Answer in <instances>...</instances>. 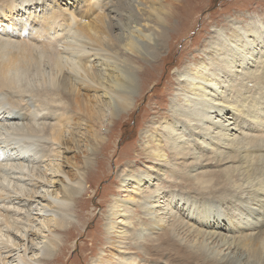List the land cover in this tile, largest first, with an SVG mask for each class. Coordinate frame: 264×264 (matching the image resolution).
<instances>
[{
	"label": "bare ground",
	"instance_id": "obj_1",
	"mask_svg": "<svg viewBox=\"0 0 264 264\" xmlns=\"http://www.w3.org/2000/svg\"><path fill=\"white\" fill-rule=\"evenodd\" d=\"M40 1L42 0H0V105H9V109L4 106L8 109L6 115L9 116L13 112V117L9 120V124L6 127L7 135L12 139L13 156L36 154V145L40 146L41 144V153H45H43L44 160L51 158L50 162H52L53 158L58 157L57 154L61 152V148H56L55 146L60 144V140L63 139V130L60 128L63 125L62 122L70 131L67 141H74L73 135L76 133L74 129H77L78 126L76 125L78 124L73 122L76 120V117L78 119V114H82L83 120L90 121L92 122V126H98L99 128V126H104V111L108 110L106 107H112L114 109L113 115H116L120 110L127 112L134 106L138 94L135 66L129 60L122 59L119 50L124 49L125 51L137 52L145 58V52L150 54L154 50L157 51L165 45L166 39L163 28L161 33H148L141 28L144 26L138 18L133 21L134 25L131 26L129 23V27L124 30L122 36L124 39L113 37L109 34V23L106 24V21H112L111 18L113 16H111V13L118 12L116 10V3L114 4V8L109 6V2H112V0H86L83 2L79 0H65L64 5L60 2L61 0H52L50 4H47L49 2L47 1L45 5L49 7L48 11L42 14L38 13L37 15L29 12L32 8H36L40 4ZM69 5L72 6L69 8ZM22 9L24 10V17L20 19L19 15ZM99 9L101 12L98 11ZM153 9V17L148 16V20L164 25L163 6H156ZM91 11L93 12L91 13ZM88 12L91 15H88ZM92 14H94V17L89 21L84 19V17H92ZM122 15L123 13H118V16ZM33 16L36 18H33ZM76 18H78V22H76ZM116 20V27L122 30L119 20ZM65 34H69V37ZM251 36V32H246L244 38L238 44L242 46L253 44L255 40ZM78 38L84 39L82 43H78ZM213 43L216 44L215 54L219 56V63L215 62L217 60L213 61L209 59V62H203L200 68H190L192 69L189 71L191 72L190 74L186 70L181 73L183 81L188 85L192 94L184 95V104L187 107L185 105L184 107L178 106L175 109V113L181 116L183 111L185 113L184 117L188 120L185 121L190 125L194 124L197 129L207 131L208 125H206V119L209 121L213 120L212 124L223 126H219V131H224V127L227 128V126H224L226 122L222 125L220 122L223 120L216 119L214 121V113H210V110L211 108L216 109L223 118L229 120L225 112L226 107L230 105V109L231 106L235 108L236 102L229 101V104H221V106L216 107L214 104H217V99L210 98L207 101L208 109L210 110L204 111L196 118H193V112L199 110V102L204 94V88L216 89L219 85L218 81L224 80L231 74H236L237 77L239 75L250 77V75L258 71L253 65H258L256 64L258 61L255 59L247 61L245 56L237 57L230 53L228 46L231 44L226 35H222ZM223 51L225 53H222ZM66 53L67 55L70 53V57H65ZM91 59L92 61L90 62ZM45 63L51 68V72L48 75L45 74V69L40 70L41 67H44L42 64ZM213 65L217 66L212 71L211 67ZM252 68H255V70H251ZM37 71L42 75L43 79L31 80V76L33 77ZM228 80L224 81L226 86H228ZM86 91H94L96 93V102L94 104H91L87 98L84 99ZM31 94L32 96H37L38 99L36 101L39 102L41 107H36V101L33 102L32 98L30 99L29 97ZM46 97H49L48 101L45 100ZM51 102L64 104L76 115L73 116L72 114V119L65 118L60 121L64 117H59L58 113L56 114L55 112H47L48 108L46 105ZM31 106H34L36 109H33ZM259 106L264 107V102L260 103ZM91 110L92 114H90ZM35 113L36 116L34 115ZM32 115L34 116L32 117ZM41 115L42 118L40 117ZM258 116V120H261L262 123L261 126H258L255 133L251 135L244 134V141L242 143L239 142V144L236 141L237 137L229 139L230 137L227 135L229 139L227 140L228 145L230 144V149L233 152H237L238 158H234L230 151L217 154L219 156L217 157L216 155V157L220 160L215 158L213 161H216V164L219 163L221 165L222 162H227L229 165L221 167L218 170L210 169L202 171V177L198 178L194 183L199 191L201 188L203 194L206 191L224 193L223 195L217 194L218 197L221 195V200H229L226 199L228 198L227 196L231 195L234 191H238V187H243L245 191H248V197L258 200L253 205L255 209L258 208L256 209L257 211L255 210V214H252V211L238 210L230 215H226L224 218V213L218 207L212 208L211 205L206 206L208 205L206 204L205 207H202V205L200 209L187 207L191 217H186L179 212V209L182 208L180 200L177 203L168 200L170 197H164L161 200L159 193L162 187L152 184L156 181V178L161 177L160 174L161 172H165L164 169L158 168L155 176H149L145 171L137 172L130 170L123 173L120 177L122 181L121 189L129 197L125 199L115 197L114 204H111L109 208L110 222L107 224L106 230L116 233L118 237L128 238L130 235V237H135L137 240L141 239L142 233H144L143 237L146 238L145 241L150 245L142 255L149 262L158 261L172 251L171 255L173 258L167 259L169 263H173L174 261L176 264H264V111L258 112ZM90 117L93 118L91 119ZM72 120L73 122H70ZM14 123H18V125L14 127ZM166 130L168 133L176 131L175 134L177 135L179 125L175 121ZM168 133L164 135L171 136ZM94 134L95 137L99 138V129L95 130V133L91 137ZM48 137L53 140L54 143L51 142L52 145L47 142ZM173 140L164 137V141L171 142ZM224 140H226V137L219 143L224 144ZM62 143L65 144L64 141ZM49 144L55 148L50 147ZM66 145L64 150L66 149ZM158 146L153 152L159 160H163L166 158V155L160 144ZM67 148L72 150V147L69 148L67 146ZM2 150L0 151L2 152ZM5 150L10 152V149L6 148ZM5 150L3 151L4 153H6ZM173 155L175 159L183 160H186L188 156L184 150L180 149H176ZM70 158L71 156L65 153L63 165H70ZM25 159L18 161V164L11 165L10 162L13 160L9 161V158H6V160L0 158V250L10 246L19 247V244L16 245V240H14L13 236L6 234V231H3V229H11V208L16 209L15 212L24 209L23 207L19 208L16 204H21L24 197L28 198L27 191H29V185L33 186L31 178L26 179L25 177H19L20 181H16V183L12 182L14 180L12 177V183H9L11 175L16 171L15 169L21 173L28 169ZM30 160L32 159L29 157L27 162ZM50 165L52 166V164ZM33 170L31 176L35 177L37 175L36 173L34 174L36 168ZM65 170L64 168L61 169V166L56 170H51L54 176L61 174L65 179H68L66 181L63 177L59 178L62 185L58 190L61 191L62 197L49 195L51 203L56 208L55 211L51 210L54 212L55 217L54 220L50 219V222H53L56 228L60 229L64 228L71 219V200L84 187L81 179L82 171L75 178H69L68 176L70 175L66 174ZM23 175L26 174L23 173ZM37 178L40 179L39 177ZM46 181L52 183L49 179H46ZM145 183H149L148 186ZM244 183L247 187L243 185ZM233 184L236 185L234 189L232 188ZM6 186L10 189L6 190ZM210 188H216L218 191L210 190ZM18 189L19 192H15ZM144 194L146 198L141 201L140 197L142 198ZM147 196L149 198L148 201ZM236 197L238 195L233 198L231 197L232 203L235 202L233 199ZM134 204H139L142 215L145 218H150L154 224L149 226L142 219H138L134 223L125 210V207H132ZM41 211L48 212L43 209ZM115 218L118 220L117 223L113 220ZM221 220L222 223H220ZM48 222L44 221L37 239L33 240L34 258L26 259L29 247L24 242L21 243L24 245V248L19 251L22 253L20 256L22 260L21 264H42L36 255L41 253L45 257L52 252L54 247L57 248L58 236L56 234H51L52 236L46 235L44 233L46 230L42 229V227L47 228V231L53 233L52 227L48 225ZM115 223L121 225V230H116L118 225L116 226ZM136 224H138L136 226L137 229L134 228ZM23 225L25 227L26 224ZM129 226L132 228L131 231L127 229L123 230V227ZM200 227L204 229H200ZM158 229H161L162 232H157ZM181 229L189 233L192 239L189 240L186 237L180 236L179 231ZM191 229L193 233L199 232L202 235L191 234ZM16 230L17 233L21 232V235H23L22 233L24 232L21 227L17 226ZM154 233L162 236L161 242L156 245L157 240L152 239ZM209 240H211L212 246ZM216 243L221 244L222 248L214 249ZM8 261H4L3 264H6ZM92 263L144 264L142 260L125 251H119L118 255L112 254L111 258L105 257L102 253Z\"/></svg>",
	"mask_w": 264,
	"mask_h": 264
},
{
	"label": "rangeland",
	"instance_id": "obj_2",
	"mask_svg": "<svg viewBox=\"0 0 264 264\" xmlns=\"http://www.w3.org/2000/svg\"><path fill=\"white\" fill-rule=\"evenodd\" d=\"M47 1L49 2L47 3ZM64 1L61 0L60 2L64 5ZM79 1L83 2L86 0ZM51 2L52 0H42L36 8H32L29 12L34 13V15L38 13L42 14L48 11L49 7L45 6L46 3L50 4ZM115 3L118 12L111 13V16H113L111 18L112 21H106V24L109 23V34L113 37L124 39L122 38L124 30L129 27V23L131 26L134 25L135 23L133 21L138 18L144 26L141 27L144 31L158 34L164 29L166 39L165 45L157 51L154 50L150 54L145 52V58L137 52L125 51L124 49L119 50L122 59L125 58L133 63L136 70L138 94L134 106L129 111L125 112L120 110L118 114L113 115L114 109L110 106L106 107L108 110L104 111V126H99V128L98 126H92V122L83 120V115L78 114V119L76 117L74 122L73 120L70 121L78 124L76 125L78 126L77 129H74L76 132L73 135L74 141H67V138L70 136V131L62 122L63 125L60 128L63 130V139L60 140V144L63 141L65 144L62 143L61 145L58 144L55 146L56 148H61V152L57 154L58 157H54L53 161L50 162L51 158L44 160L45 153H41V144L40 146L36 145V154L13 156L12 139L8 137V132H6L9 120L13 117V112L11 110L12 113L9 116L6 115L9 105H0L2 107H0V123H2L0 127V150L3 149L2 152L0 151V158L5 160L9 158V161L13 160L10 162L11 165L18 164V161L26 158V167L29 169V171L26 169L22 173L15 169L16 171H14V175H11L9 183H16V181H20V178L25 177L26 179L31 178L33 185H29V191H27L28 198H25L21 193L24 197L23 202L19 205L16 204L19 208L23 207L24 209L15 212L16 209L11 208L12 214L10 213V217H12L10 218V224L12 227L11 229L4 228L3 231L13 236L14 240H16V245L19 244V247L10 246L6 249L2 248L0 250V264H3L7 260L9 261L6 264H21L22 260L20 256L22 253L19 251L24 248V245L21 244L22 242L29 247L28 257L26 259L34 258L33 240L37 239L44 221H49L48 225L52 227L51 230L53 231L51 233L47 231V228L42 227V229L46 230L44 233L46 235L56 234L58 236V243L57 248L54 247L55 249L53 248L52 252L45 257L41 253L36 255L42 264H93V260L100 254L103 253L105 257L111 258L112 254L118 255L119 251L129 252L139 260H142L144 264H176L174 261L173 263L167 262L168 258H173L171 255L172 251L158 261L154 260L149 262L142 255L150 245L145 241L146 238L143 237L144 233H142L141 239L137 240L135 237H130V235L128 238L118 237L116 233L106 230V226L110 222L109 208L111 204H114L115 197L119 199L129 197L121 189L122 181L120 177L123 173L130 170L137 172L145 171L149 176H155L158 168L164 169L165 172H161V177L156 178V181L152 184H156L155 186L157 187H162L159 193L161 200L164 197H170L168 200H172L174 203L180 200L182 208L179 209V212L186 217H191L187 207L190 206L193 209H200L202 205V207H205L206 204H208L206 206L211 205L212 208L215 206L218 207L224 213V218L226 215H230L238 210L252 211V214H255L256 209H258H255L253 206L258 200L248 197V191H245L243 187H238V191H234L232 193L233 195L227 196L228 198L226 199L229 200H221L222 198L220 197L224 193L211 191H208V193L206 191L207 193L205 192L203 194L201 188L198 187L200 188L199 191L194 183L198 178L202 177V171H208L210 169L218 170L221 167L229 165L227 162H222V166L219 163L216 164V161L213 160L219 156L217 154L230 151L234 158H238L237 152H233L230 149V144L228 145L227 140L232 137H237L236 141L242 143L244 141V134L251 135L255 133L258 129L257 127L262 124L261 120H258V112L264 111V107L259 106L260 103L264 102V0H112V2H109V6L114 8ZM71 6L69 5V8ZM156 6H163L162 15L165 16L164 25L157 24L147 18L148 16L153 17V7ZM98 11L101 12L100 9ZM119 12L123 13V15L118 16ZM91 13L88 12V15H91ZM92 15V17H84V19L89 21L94 17V14ZM19 17L20 19L24 17L23 9ZM33 18L36 17L33 16ZM116 19L119 20L122 30L116 27ZM76 20L78 22V18ZM246 32L252 33L251 38L255 42L246 46L239 45L238 42L244 38ZM222 35H226L230 40L231 45L228 46L230 53L237 57L245 56L247 61L249 59L257 60L258 63L256 64L258 65H253L258 71L250 75L251 78L246 75L242 76L238 74L239 76L237 77L236 74H231L224 80L221 79L218 81L219 85L216 89L204 88V94L199 102V110L193 112V118H196L204 111L210 110L208 109L207 103L210 98L217 99V104H214L216 107L221 106V104H229V101L236 102V107L231 106V109L230 105L226 107L225 112L229 120L223 118L216 109L211 108L210 113H214V121L216 119L223 120L224 122L221 121L220 123L224 125L226 122L224 126H227V128L224 127V131H219L220 125L212 124L213 120L209 121L205 119L208 129L207 131H203V129H197L194 124L190 125L186 122L188 120L184 117L185 113L183 111L181 116L175 113V109L178 106L184 107L185 105L187 107L184 104V95L192 94L188 85L183 81L181 73L186 70L190 74L191 72L189 71L192 70L190 68H200V65L203 62L208 63L209 59L213 61L217 60L215 62L219 63V56L215 54L216 44L213 42L217 41ZM67 36L69 37V34ZM83 40L82 38H78V43H82ZM222 53H225V51ZM65 57H70V53L68 55L66 53ZM42 65L44 67H41L40 70L45 69V74L48 75L51 72L50 66L47 63ZM217 65H213L214 68L211 67V70L213 71ZM251 70H255V68ZM39 78L40 80L43 79L38 71L34 73L33 77L31 76V80ZM226 79L232 80H228V86L224 82ZM81 90L83 89L81 88ZM85 93L84 99L87 98L91 104H94L96 102V93L94 91H86ZM31 96L32 94L29 97L30 99L32 98L33 102L38 99L36 95ZM48 98L46 97L45 100L48 101ZM35 103L36 107H41L38 101ZM53 103L51 102L46 105L48 108L47 112H55L56 114L58 113L59 117H64L60 121L65 118L72 119V114L73 116L76 115L64 104ZM255 104L257 105L254 106ZM31 107L36 109L34 106ZM90 114H92V110ZM34 115L36 116V113ZM40 117L42 118V115ZM90 118L92 119L93 117ZM195 120L198 121L197 119ZM175 121L179 125L177 135L175 134L176 131H171L170 133L167 130L165 131ZM13 125L16 127L18 123H14ZM98 129L99 136L102 138L95 137V134L91 137L95 133V130ZM166 133L171 136H165L164 134ZM227 135H229V139ZM164 137L174 140L171 142L164 141ZM224 137H226L224 144L219 143ZM48 138L47 142L52 145L51 142L53 140L50 137ZM240 138L243 139L241 140ZM93 144L95 147H93ZM159 144L166 155V158L163 160H159L153 152V150L159 147ZM51 145L50 147L55 148ZM65 145L66 151L64 150ZM67 146L69 148L72 147V150L70 149V151ZM6 148L10 149V152H7L5 150ZM88 148L90 149L88 150ZM176 149L184 150L188 154L187 159H175L173 154ZM4 150L6 153L3 152ZM65 153L71 156L70 165L68 166L63 165ZM29 157L33 162L32 160L27 162ZM217 160L220 159L217 158ZM60 166L61 169H66V174L70 175H67L69 178H75L82 171L81 179L84 184L83 189L78 191L71 200L70 213L72 216L67 225L62 229L56 228L55 224L50 222V219L54 220L55 217L54 212L51 210L55 211L56 208H54L55 205L51 203L49 197V195L62 197L61 191L58 190L62 185L59 178L63 177L66 181L68 179H65L61 174L54 176L51 171L52 169L56 170L60 168ZM73 168L75 169L73 170ZM32 170L38 176H31L33 173ZM72 170L73 172H71ZM28 172L32 173L29 174ZM23 173L26 175H23ZM34 178L37 179L35 180ZM46 179L51 180L50 182L52 183H48ZM148 184L145 183L146 186ZM243 185L247 187L245 183ZM235 187L236 185L233 184L232 188L234 189ZM8 189L10 188L6 186V190ZM210 190L218 191L216 188H210ZM197 191L199 192L197 193ZM15 192H19V189L15 190ZM217 194L221 195L218 197ZM237 195L238 197L233 199L235 201L233 202L235 206H233L232 198ZM145 198V194L142 198L140 197L141 201ZM148 200L149 198L147 196ZM6 202L8 203L7 200ZM228 208L229 210L227 211ZM41 209L47 210L48 212L41 211ZM125 210L134 223L136 220L142 219L149 226L154 224L150 218H145L142 215L139 204H134L132 207H125ZM43 219L45 220L43 221ZM113 220L116 223L118 221L116 218ZM220 223H222V220ZM23 224H26L25 227ZM17 226L22 228L23 235H21V232L17 233ZM116 226L118 227L116 229L117 231L121 230V225L116 224ZM136 226L138 224L134 225V228L137 229ZM124 229L131 231L132 228L129 226L123 227ZM200 229L204 228L200 227ZM157 232H162V230L158 229ZM179 233L180 236L186 237L189 240L192 239L189 233H186L183 229ZM190 233L202 235L199 232L193 233L192 229ZM25 234L26 236H24ZM161 237L156 233L152 235V239L157 240L155 245L161 242ZM22 238L24 240H20ZM209 243H211V240H209ZM215 245L214 249L222 248L221 244L216 243Z\"/></svg>",
	"mask_w": 264,
	"mask_h": 264
}]
</instances>
